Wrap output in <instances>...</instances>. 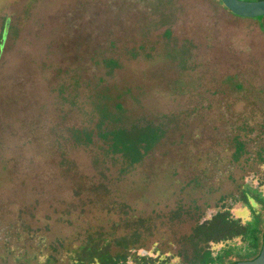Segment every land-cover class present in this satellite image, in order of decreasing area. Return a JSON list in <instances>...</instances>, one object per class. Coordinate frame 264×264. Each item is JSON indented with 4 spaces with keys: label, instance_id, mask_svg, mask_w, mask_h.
Wrapping results in <instances>:
<instances>
[{
    "label": "rangeland",
    "instance_id": "rangeland-1",
    "mask_svg": "<svg viewBox=\"0 0 264 264\" xmlns=\"http://www.w3.org/2000/svg\"><path fill=\"white\" fill-rule=\"evenodd\" d=\"M261 148L258 17L221 0H0V264H85L105 241L193 264L199 223L253 222Z\"/></svg>",
    "mask_w": 264,
    "mask_h": 264
},
{
    "label": "trees",
    "instance_id": "trees-1",
    "mask_svg": "<svg viewBox=\"0 0 264 264\" xmlns=\"http://www.w3.org/2000/svg\"><path fill=\"white\" fill-rule=\"evenodd\" d=\"M258 18L261 20L263 16ZM121 138H125V136H121ZM260 153L264 154V148H261ZM262 159L264 158L262 157ZM262 165L264 167V161ZM262 195L263 193L254 195L258 197L256 202L259 206L253 207L255 217L251 224L244 225L240 219L234 218L231 214L227 215L226 212L228 213L229 211L215 213L199 223L195 235L204 237L203 240L208 242V248L201 250V252L197 251L195 259L192 261L193 264L194 262H197V264H238L243 259L249 260L257 257L264 243V226L260 225V217L264 213V197ZM243 198L246 203H250V199L254 200L249 196L248 192L242 196V200ZM234 238L239 239L237 240V246H228L224 254L211 248L210 244L212 242H224V245H228L227 242ZM93 243L84 245L85 248L82 255L85 257L83 260L85 264H184L182 263L184 261L183 257L175 256L171 251L161 253V250H157L158 242L151 249L138 247L136 244L132 246L127 244L126 246H121L123 250L117 253L112 251L111 242L109 241L96 246L92 245ZM237 247L241 248V251L245 250L246 247L250 248L247 250L246 256L243 257L245 254L241 251L235 252L237 249H233Z\"/></svg>",
    "mask_w": 264,
    "mask_h": 264
},
{
    "label": "water",
    "instance_id": "water-1",
    "mask_svg": "<svg viewBox=\"0 0 264 264\" xmlns=\"http://www.w3.org/2000/svg\"><path fill=\"white\" fill-rule=\"evenodd\" d=\"M227 9L236 15L255 18L264 16V0H221ZM238 264H264V243L260 254L254 259L242 260Z\"/></svg>",
    "mask_w": 264,
    "mask_h": 264
},
{
    "label": "flooded vegetation",
    "instance_id": "flooded-vegetation-1",
    "mask_svg": "<svg viewBox=\"0 0 264 264\" xmlns=\"http://www.w3.org/2000/svg\"><path fill=\"white\" fill-rule=\"evenodd\" d=\"M238 16H239V15H238ZM259 17H262V16H259ZM248 18H250V17H248ZM255 18H257V17H255ZM261 20L264 21V16H263V18H262ZM4 34H5V32H4ZM4 44H5V42L2 43L3 46H4ZM262 186H264V185H262ZM262 186H261V187H262ZM261 187H260V188H261ZM250 194H251V193H250ZM243 202L245 203L244 200H243ZM233 217H234V216H233ZM234 218H235V217H234ZM240 220L242 221V218H240Z\"/></svg>",
    "mask_w": 264,
    "mask_h": 264
}]
</instances>
